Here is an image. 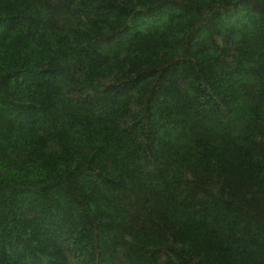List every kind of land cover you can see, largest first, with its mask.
Listing matches in <instances>:
<instances>
[{"label": "trees", "instance_id": "16d2710c", "mask_svg": "<svg viewBox=\"0 0 264 264\" xmlns=\"http://www.w3.org/2000/svg\"><path fill=\"white\" fill-rule=\"evenodd\" d=\"M0 264H264V0H0Z\"/></svg>", "mask_w": 264, "mask_h": 264}]
</instances>
